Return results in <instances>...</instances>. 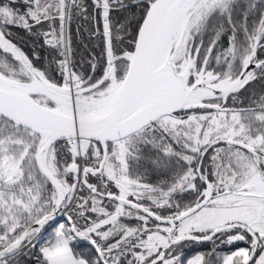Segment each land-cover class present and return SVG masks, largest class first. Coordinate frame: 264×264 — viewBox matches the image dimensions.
Instances as JSON below:
<instances>
[{"label":"snow or ice","instance_id":"obj_1","mask_svg":"<svg viewBox=\"0 0 264 264\" xmlns=\"http://www.w3.org/2000/svg\"><path fill=\"white\" fill-rule=\"evenodd\" d=\"M0 264H264V0H0Z\"/></svg>","mask_w":264,"mask_h":264}]
</instances>
